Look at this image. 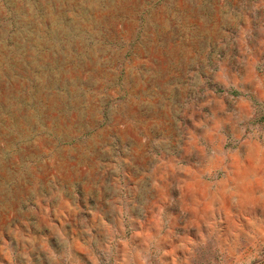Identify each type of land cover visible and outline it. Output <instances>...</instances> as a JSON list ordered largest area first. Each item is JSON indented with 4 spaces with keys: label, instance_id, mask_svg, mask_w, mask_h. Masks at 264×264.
<instances>
[{
    "label": "rangeland",
    "instance_id": "374dc122",
    "mask_svg": "<svg viewBox=\"0 0 264 264\" xmlns=\"http://www.w3.org/2000/svg\"><path fill=\"white\" fill-rule=\"evenodd\" d=\"M0 264H264V0H0Z\"/></svg>",
    "mask_w": 264,
    "mask_h": 264
}]
</instances>
